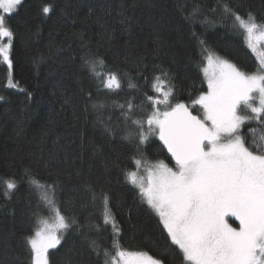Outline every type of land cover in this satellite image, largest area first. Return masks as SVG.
I'll list each match as a JSON object with an SVG mask.
<instances>
[{"label":"trees","instance_id":"trees-1","mask_svg":"<svg viewBox=\"0 0 264 264\" xmlns=\"http://www.w3.org/2000/svg\"><path fill=\"white\" fill-rule=\"evenodd\" d=\"M45 3L53 5L47 16ZM233 13L264 23V0H24L6 18L17 87H8L0 62V179L14 178L18 187L7 199L0 185V264H31L26 238L38 218L52 215L32 179L55 185L52 207L70 223L49 264H105L103 250L115 254L104 197L123 249L182 264L159 217L126 179L136 170L132 157L173 166L157 136L139 144L132 121H146L145 93L156 95L150 85L161 69L173 77V103L207 90L201 68L208 54L255 69L257 56ZM100 59L96 71L115 72L119 90L103 88L85 62ZM250 128L261 131L255 121L243 126L249 144Z\"/></svg>","mask_w":264,"mask_h":264},{"label":"snow or ice","instance_id":"snow-or-ice-1","mask_svg":"<svg viewBox=\"0 0 264 264\" xmlns=\"http://www.w3.org/2000/svg\"><path fill=\"white\" fill-rule=\"evenodd\" d=\"M23 3L24 0H0V62L7 65L9 73L15 33L6 18ZM41 11L47 16L53 5L43 4ZM232 15L245 33L247 47L257 54L255 69L244 71L226 59L206 55L207 63L201 71L207 90L190 103L172 102L173 77L161 69L150 85L156 95L145 93L151 107L146 121H132L140 129L139 144H144L150 135L157 136L174 162L170 166L158 160L145 166L142 158L132 157L136 170L127 171L126 179L139 189L141 199L159 217L182 264H264V51L257 53L256 49V42L264 41V23H257L250 13L247 19ZM85 62L103 88H121L115 72L102 76L96 71L98 64H104L102 59ZM8 87H17L10 74ZM127 108L129 112L133 109L131 102ZM253 121L261 131L257 135V128L248 130L252 136L249 144L242 128ZM141 167L146 175L140 174ZM31 183L49 206L54 205V184L44 185L37 179ZM0 185L7 199L18 187L14 178L0 179ZM104 202L103 223L112 226L115 251L113 255L103 250L105 264H164L163 259L147 251L123 249L119 241L121 230L107 208V197ZM232 218L238 221L235 227L229 222ZM69 227L58 208L52 222L38 218L34 234L26 238L31 264H49V249L60 245Z\"/></svg>","mask_w":264,"mask_h":264},{"label":"rangeland","instance_id":"rangeland-1","mask_svg":"<svg viewBox=\"0 0 264 264\" xmlns=\"http://www.w3.org/2000/svg\"><path fill=\"white\" fill-rule=\"evenodd\" d=\"M256 49H257V53L259 52V51H264V41H257L256 42ZM256 56H257V54H256ZM207 63V62H206ZM206 65V64H205ZM10 74V73H9ZM10 76H11V74H10ZM9 78V77H8ZM15 89V88H14ZM162 107V106H161ZM198 110V109H197ZM147 165H149V164H145V166H147ZM140 174L141 175H146V173H145V171H144V167H141L140 168ZM136 187V186H135ZM138 189V188H137ZM56 208L55 207H52L51 206V210H52V215H51V217L49 218V220H50V222H52V218L54 217V210H55ZM230 223H232V222H236V223H238V221H234V218H232V219H230V221H229ZM234 226V225H233ZM235 227V226H234ZM50 250H52V249H49V251Z\"/></svg>","mask_w":264,"mask_h":264},{"label":"water","instance_id":"water-1","mask_svg":"<svg viewBox=\"0 0 264 264\" xmlns=\"http://www.w3.org/2000/svg\"><path fill=\"white\" fill-rule=\"evenodd\" d=\"M159 143H160V146H161V147L163 148V150L165 151V153L167 154V157L170 159L169 154L167 153L166 148H164L163 145H162V142L159 141ZM170 161H171V159H170ZM171 162H172V164H174L173 161H171Z\"/></svg>","mask_w":264,"mask_h":264}]
</instances>
